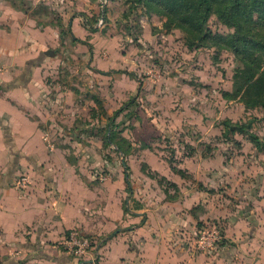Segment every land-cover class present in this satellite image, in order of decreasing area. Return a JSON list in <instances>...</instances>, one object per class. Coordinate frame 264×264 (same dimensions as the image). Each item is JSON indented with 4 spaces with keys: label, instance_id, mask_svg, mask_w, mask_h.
<instances>
[{
    "label": "crops",
    "instance_id": "1",
    "mask_svg": "<svg viewBox=\"0 0 264 264\" xmlns=\"http://www.w3.org/2000/svg\"><path fill=\"white\" fill-rule=\"evenodd\" d=\"M82 20L76 13L67 23L72 34L84 40L90 31ZM142 36L150 42L153 38L151 32ZM59 41L60 30L38 24L18 0H0V264H264V172L254 177L252 170H261V162L248 158L245 147L239 148L238 162H223L222 151L212 143L177 148L185 162L161 167H166L177 195L143 177L133 194L140 203L126 211L123 182L88 186L80 177L83 168L64 161L56 142L49 146L59 134L58 108L70 93L55 80L59 59L54 46ZM88 53L90 70L114 82L127 78L128 92L137 91L142 102L168 110L177 106L169 120L172 126L183 120L201 127L208 120L183 115L181 107L206 100L194 89H201L199 83H163L153 68L140 79L129 67L132 77L121 68L137 57L128 60L122 54L124 61L117 59L110 74V60L100 59L90 43ZM231 83L217 94L245 106L222 96ZM150 123L154 131L162 124L159 116ZM233 136L238 138L237 133ZM20 175L29 179L23 188L15 184ZM212 219L221 225L223 242L211 253L195 252L197 228ZM71 229L96 241L81 258L63 243Z\"/></svg>",
    "mask_w": 264,
    "mask_h": 264
},
{
    "label": "rangeland",
    "instance_id": "2",
    "mask_svg": "<svg viewBox=\"0 0 264 264\" xmlns=\"http://www.w3.org/2000/svg\"><path fill=\"white\" fill-rule=\"evenodd\" d=\"M18 1L38 24L62 32L59 44L54 46L59 59L58 63L56 61L58 77L55 80L59 81L61 88H69L70 93L68 101L58 108L62 117L58 118L55 129L59 134L51 141L61 148L64 161L83 168L80 177L88 186L123 182V208L126 211L138 207L140 202L133 194L139 188L138 180L143 177L155 179L159 187L176 196L177 187L167 177L166 167H161L173 161L176 164L185 162L183 154L176 152L177 148H201L207 144L220 148L223 162H238L239 148L245 147L248 158L255 156L261 162V170L260 166L252 170L254 177L259 171L264 172V150L260 154L254 153V144L247 135L241 138L237 133L238 138H235L223 132V121L230 116L232 120L247 123L248 131L254 132L264 142V106L260 103L242 106L217 94L219 88L230 84L233 72L242 67L232 51L213 45L200 46L197 50L188 48L181 29L171 23L164 25V16L147 10L137 0H108L105 4L100 0ZM76 13H83L84 24L90 31L84 40L99 50L100 59L110 60L108 73L113 74L110 67L119 64L117 59L122 54L128 55V60L131 56L137 57L130 64L124 62L127 64L121 69H135L140 79L145 77L142 73L146 69L153 68L161 73L157 78H162L163 83L180 79L199 83L201 89H194L206 100L181 107L182 111L186 110L183 115L192 117L197 114L208 120H204L201 127L196 122L183 120L180 126H172L169 120L175 117L177 106H171V110L150 106L138 99L137 91L136 94L128 92L127 78L114 82L113 78L106 80L100 73L90 70L88 46L72 40L68 31L67 21ZM207 25L218 33L233 31L213 14ZM145 32L153 34L151 42L143 40ZM139 37H142L140 43L137 41ZM129 45L133 46L132 49L128 48ZM136 45L140 46L139 50ZM106 49L109 52L106 53ZM203 103L205 106L201 105ZM158 116L162 124L159 130L154 131L150 121ZM117 145L121 148L117 149ZM154 165L159 168H154ZM84 236L94 240L89 235Z\"/></svg>",
    "mask_w": 264,
    "mask_h": 264
},
{
    "label": "trees",
    "instance_id": "3",
    "mask_svg": "<svg viewBox=\"0 0 264 264\" xmlns=\"http://www.w3.org/2000/svg\"><path fill=\"white\" fill-rule=\"evenodd\" d=\"M147 10L165 17L164 25L171 23L181 29L186 37V46L191 49L209 46L226 48L241 61L242 67L233 72L231 90L222 91L224 98L241 101L245 106L258 103L264 106V0H137ZM83 16V13H81ZM215 15L231 33L212 31L207 21ZM69 26V25H68ZM72 40L76 38L68 28ZM62 32H60V39ZM105 73V71H101ZM135 77L131 71H124ZM242 94V97H240ZM240 95V96H239ZM225 135L239 133L248 136L258 151L264 150V142L258 135L248 131L247 123L223 121ZM121 147L117 145V149ZM128 185V179L126 178Z\"/></svg>",
    "mask_w": 264,
    "mask_h": 264
},
{
    "label": "built area",
    "instance_id": "4",
    "mask_svg": "<svg viewBox=\"0 0 264 264\" xmlns=\"http://www.w3.org/2000/svg\"><path fill=\"white\" fill-rule=\"evenodd\" d=\"M107 1L100 0V3L105 4ZM100 22H102V19ZM49 146H53L51 141ZM28 182L29 179L26 175H20L16 179L15 184L23 188ZM222 242L223 233L220 223L216 219L207 220L197 228L193 240V248L195 252L211 253ZM63 243L67 251L78 258L84 256L89 250H93L96 245V241L80 234L77 229H71L64 238Z\"/></svg>",
    "mask_w": 264,
    "mask_h": 264
}]
</instances>
